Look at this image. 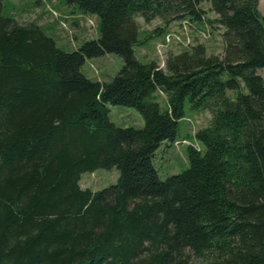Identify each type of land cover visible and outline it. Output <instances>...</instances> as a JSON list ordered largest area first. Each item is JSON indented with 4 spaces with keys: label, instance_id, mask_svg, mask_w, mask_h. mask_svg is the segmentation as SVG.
<instances>
[{
    "label": "trees",
    "instance_id": "16d2710c",
    "mask_svg": "<svg viewBox=\"0 0 264 264\" xmlns=\"http://www.w3.org/2000/svg\"><path fill=\"white\" fill-rule=\"evenodd\" d=\"M63 1L99 20L98 38L70 52L0 0V264H264L259 0ZM138 16L162 24L140 38ZM172 20L222 26V54L194 43L162 68L138 60L133 47ZM105 53L123 60L111 80L81 72ZM186 99L211 120L194 133L201 148L187 145L188 167L161 179L154 153L175 141ZM107 104L135 108L142 127L115 125ZM114 166L116 183L81 187L83 172Z\"/></svg>",
    "mask_w": 264,
    "mask_h": 264
},
{
    "label": "rangeland",
    "instance_id": "374dc122",
    "mask_svg": "<svg viewBox=\"0 0 264 264\" xmlns=\"http://www.w3.org/2000/svg\"><path fill=\"white\" fill-rule=\"evenodd\" d=\"M210 6L209 1L200 4V7L205 10L206 19L216 17V14L210 10ZM258 8L264 14V0H259ZM3 12L14 17L20 23H38L43 27L46 34L54 38L56 45L67 52L76 50L84 41L96 39L99 36L98 17L84 14L78 7L68 5L63 0H3ZM137 18L140 38L162 24L158 18L149 23H146L140 16ZM173 21H170V24ZM173 25L175 24L167 26L168 29H166L171 30ZM199 26L202 29L197 31L195 27L189 24L186 30L190 37L182 35L184 41L188 37L191 44H203L206 48V54L221 55L223 51L221 39L223 27L208 21L207 24L204 23ZM161 40L162 34L150 38L141 45H135L133 47L135 57L141 62L146 63L155 60L160 64L170 53H177L191 45L170 43L164 48L162 56H160L156 46ZM122 64L123 60L118 54L105 53L86 59L81 66V72L92 80L109 81L119 71ZM257 71L264 78V69ZM229 94L233 95L232 92ZM157 100L161 105H165V94L157 92ZM107 107L109 118L115 125L119 127H142V116L135 108L113 104H107ZM184 111V117L178 121L175 141H164L154 153L153 164L161 179L180 173L188 167L187 145L192 143L201 148L194 138V133L210 123L211 113L208 110H191L187 99L184 102ZM118 176L119 171L115 166L109 169L98 168L92 172H83L79 183L81 187H88L95 191L116 183Z\"/></svg>",
    "mask_w": 264,
    "mask_h": 264
},
{
    "label": "built area",
    "instance_id": "2783aa9c",
    "mask_svg": "<svg viewBox=\"0 0 264 264\" xmlns=\"http://www.w3.org/2000/svg\"><path fill=\"white\" fill-rule=\"evenodd\" d=\"M187 26L189 27V23L184 20L180 23L179 27L175 29H171L170 31L166 32L161 42H159L156 46L157 53L160 56H162V52L164 48H166L170 43H177L178 45H181V43H184L185 46L190 45L191 44L190 39H188L187 37L186 40L184 41L183 36H182V35L189 36V32L186 30ZM197 31H200V30H197ZM157 64L160 68L164 67L165 59L160 64L157 62Z\"/></svg>",
    "mask_w": 264,
    "mask_h": 264
},
{
    "label": "crops",
    "instance_id": "0c3cea01",
    "mask_svg": "<svg viewBox=\"0 0 264 264\" xmlns=\"http://www.w3.org/2000/svg\"><path fill=\"white\" fill-rule=\"evenodd\" d=\"M142 18V17H141ZM137 22H138V18H136Z\"/></svg>",
    "mask_w": 264,
    "mask_h": 264
}]
</instances>
